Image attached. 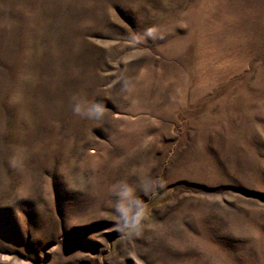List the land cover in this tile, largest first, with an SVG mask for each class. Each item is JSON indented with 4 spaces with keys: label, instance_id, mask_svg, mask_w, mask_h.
<instances>
[{
    "label": "rangeland",
    "instance_id": "rangeland-1",
    "mask_svg": "<svg viewBox=\"0 0 264 264\" xmlns=\"http://www.w3.org/2000/svg\"><path fill=\"white\" fill-rule=\"evenodd\" d=\"M0 264H264V0H0Z\"/></svg>",
    "mask_w": 264,
    "mask_h": 264
},
{
    "label": "clouds",
    "instance_id": "clouds-1",
    "mask_svg": "<svg viewBox=\"0 0 264 264\" xmlns=\"http://www.w3.org/2000/svg\"><path fill=\"white\" fill-rule=\"evenodd\" d=\"M77 113L80 112V106L74 109ZM94 112H98V109L93 106L91 109L86 108L85 113L91 115ZM154 181L148 177L142 178V188L145 191L151 189ZM119 197V202L116 206V212L119 215V218L123 221L122 227L127 229L131 234H139L140 223L144 215L143 206L136 202V206H131L130 201H132V189L127 185H122L120 191L117 193ZM120 226L118 225V228Z\"/></svg>",
    "mask_w": 264,
    "mask_h": 264
}]
</instances>
